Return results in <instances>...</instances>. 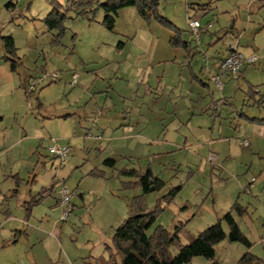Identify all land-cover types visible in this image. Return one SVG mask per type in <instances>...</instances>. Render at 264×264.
Returning <instances> with one entry per match:
<instances>
[{"label": "rangeland", "instance_id": "rangeland-1", "mask_svg": "<svg viewBox=\"0 0 264 264\" xmlns=\"http://www.w3.org/2000/svg\"><path fill=\"white\" fill-rule=\"evenodd\" d=\"M51 1L0 0V146L7 149L1 155L0 222L9 208L14 220L20 217L25 200L41 192L45 204L55 205L62 182L75 193L76 206L64 222L57 205V216L40 225L60 242L26 225L28 235L16 247L0 246V264H106L115 229L129 216L133 197L143 193L123 187L137 179L121 174L123 168H150L163 181L145 197L148 210L158 211L148 233L163 225L173 234L182 226L180 243L187 244L239 203L243 213L233 214L253 245L226 238L216 245L215 261L239 264L248 251L264 258V125L240 115L244 109L264 118V105H244L251 85L261 91L256 98L264 94V0H160L162 14L191 42L193 56L170 43L169 27L143 19L134 6L119 12L113 31L101 22L103 10L94 20L70 12L66 33L53 43L42 21ZM189 18L202 23L200 43L192 39ZM6 35L14 36L22 59L16 70L2 59ZM231 41L259 61L246 65L242 76H225L221 92L211 80L215 68L211 64L209 72L206 64ZM75 71L88 79L72 86ZM55 72L62 78L29 92L36 78ZM64 115L72 119L73 139ZM132 118L134 133L118 132ZM129 134L135 138L127 141ZM56 144L71 150L59 169L49 150ZM113 156L119 159L115 168L104 164ZM18 163L19 179L12 175ZM93 169L105 176L91 175ZM35 176L40 182L33 185ZM54 182L57 192L48 190ZM179 185L168 202L165 196ZM170 252L177 255L179 245ZM210 263L198 256L188 264Z\"/></svg>", "mask_w": 264, "mask_h": 264}, {"label": "trees", "instance_id": "trees-1", "mask_svg": "<svg viewBox=\"0 0 264 264\" xmlns=\"http://www.w3.org/2000/svg\"><path fill=\"white\" fill-rule=\"evenodd\" d=\"M51 2L53 4L52 10L42 21L49 31L53 32V43H58L66 33V20L70 12L75 11L80 16H86L90 20H94L96 13L103 10L104 18L101 22L107 29L113 31L119 12L126 7L134 6L143 19H156L173 31L170 43L174 47H183L188 52L192 51L191 42L181 38V29L162 14L160 0H104L103 2L101 0H68L66 5L59 3L57 0ZM2 41L5 50L2 59L11 61L12 69L16 70L21 58L18 56L15 39L12 35H6L2 36ZM123 44L121 43L119 46L121 47ZM259 92L258 86L251 85L246 97L252 99ZM254 101L255 105H264V94ZM252 120L264 122V118H254ZM117 163L118 160L114 157H109L104 161L105 165L112 168H115ZM90 174L96 177L105 176V172L100 169H93ZM121 174L137 178L136 180L123 182L125 189L140 187L143 193L133 197L129 204V216L115 229L113 245L107 247L110 252L108 264H188L198 256L205 257L211 262L210 264H218L215 261L216 245L224 239L228 238L230 242L241 243L248 249L252 247L253 242L244 234L233 214L234 210H237L240 214L243 213L244 209L239 203H235L232 209L221 219L194 236L187 244L180 243L179 230L182 226H177L176 232L173 234L163 225H158L153 233H148V230L156 221L158 211L148 210L145 197L152 190V186L159 188L163 181L154 176L151 169L138 171L134 168H123ZM181 188V185L174 187L165 196V199L171 202ZM40 201L36 198L27 203L26 218L31 216L32 209L39 205ZM139 214L144 215L139 216ZM223 222L227 224L228 232ZM172 244L179 245V252L175 256L171 255L170 252ZM117 258H120V263ZM239 264H264V259L248 251L240 259Z\"/></svg>", "mask_w": 264, "mask_h": 264}, {"label": "crops", "instance_id": "crops-1", "mask_svg": "<svg viewBox=\"0 0 264 264\" xmlns=\"http://www.w3.org/2000/svg\"><path fill=\"white\" fill-rule=\"evenodd\" d=\"M192 39H194V38L192 37ZM230 43L235 44V43H233L231 41V42H229L227 44V47H229V44ZM239 46L240 45H238V49H239ZM122 47H123V45L121 47L118 46V49L119 48H122ZM226 50H227V48H226ZM229 51H230V47L228 48L227 51H225L224 54H220L221 52H220V50H218L217 53H215V55L211 57L213 61L207 62L206 67L209 68L210 65L212 64L213 68H215V73H217V71L219 69V63H220L221 59L224 58L228 54ZM187 53H188L189 56H193L194 55V51H190V52L187 51ZM207 60H208V58H207ZM258 61H259V58H258L257 62ZM20 62L22 63V59H21ZM256 63H254V64H256ZM245 66H244V68H245ZM244 68H243V70H244ZM202 72L204 73L205 71L202 70ZM209 72H212L210 68H209ZM78 73H79V77H80L79 80L81 78L84 79V80H87L88 79L85 76L86 75L85 72H82V73L81 72H78ZM215 73H211V74L214 75ZM72 74H71V79H72ZM242 75H243V71L239 74V76H242ZM228 76H230V75H228ZM61 78H62V76H60V79ZM224 78H225V76H224ZM71 79H70V83H72V80ZM79 82H81V81H79ZM79 82L76 83V84H74V85H72V84L71 85L72 86H75V85L79 84ZM221 92H225V84H224V88H223V90ZM253 98L252 99H248L246 97L245 100H244V105L245 106H248V107H256L254 100H256L258 98H256V96L255 97L253 96ZM257 106H260V105H257ZM240 115L247 117L251 121H253L252 119H254V118L263 119V118H259L257 116L251 118L249 115H247L245 113L244 109L241 111ZM64 116H65V118H67V115H64ZM0 120H3V117L2 116H0ZM66 122L68 123L67 124V126H68L67 137L69 139H73L74 138V130H73V122H72V119L71 118H67L66 119ZM134 122H135V120L132 118L131 119V123H123L122 124V128L123 129L120 128L118 132L125 133L126 131H128V132L134 133L135 128H136V126H134ZM254 122H257V121H254ZM259 123H261L262 125H264V122H260L259 121ZM96 137H100V136H94L95 139H98ZM124 138H126V140L128 141L131 138H135V135L129 134V135H126V137H124ZM247 146L251 147L252 146V143L248 141V145ZM4 148H6V145L5 144L0 146V170H2L1 167L3 166L2 162H1L2 152L4 150H7V149H4ZM114 154H116V153H114ZM113 157L115 159L119 160L118 158H116V156H113ZM52 158L55 159L54 157H52ZM47 162L48 161H45L44 164L47 163ZM52 164H53V162H52ZM22 168H23L22 164L21 163H18L17 167L13 168L12 175H15V177L17 179H19L18 174L20 176V173H22ZM39 182H40L39 179L37 180V176H35V178L32 180L31 183H33V185H34V184H38ZM17 184H19V181L17 182ZM57 188H58L57 187V184H56V182H54L48 190L49 191L57 192L56 191ZM42 194H43V192L40 193V195H39L40 197L38 198V199L41 200L40 201V204L37 205V206H35L32 209L31 216L29 218H26V214H27V212H26V205H27L28 202L33 201L34 199H36V196H34V195H32L29 200H25V202L23 203V210L20 212V217H17L15 220H14L15 217L13 216V213H12L11 209L9 208V209L5 210L4 214H5L6 219H5L4 223L3 222H0V246H2V248H8V249H10L11 247H16V244L20 241V239L22 238V236L23 235H28V233H27L28 228L26 229V225H29L30 227H33V228H36V229H39L40 231H42V233L44 235H46V237L52 238L54 240L56 238V241L57 242H60V239H59L60 235L58 237L57 235H55L54 232L51 233L49 230L40 229L41 223H44L49 217H52L53 215L58 214V211H59V209L57 208L58 199L56 200V204L55 205L53 203H48V205H47V204L44 203V199L46 197H44V195L42 196ZM81 196H83V195H81ZM72 205H73V211H74L76 205L74 203ZM52 236H54V237H52ZM108 261H109V259H108ZM108 261L106 262V264H108Z\"/></svg>", "mask_w": 264, "mask_h": 264}, {"label": "built area", "instance_id": "built-area-1", "mask_svg": "<svg viewBox=\"0 0 264 264\" xmlns=\"http://www.w3.org/2000/svg\"><path fill=\"white\" fill-rule=\"evenodd\" d=\"M189 29L192 34V37L201 42L202 32L204 31L202 23L200 20L196 18H189ZM230 51L228 54L221 59L219 63V70L217 74L211 76V80L216 84V87L219 91H222L224 88V76L240 74L245 65L254 64L258 60L257 55L245 56L238 49V43L229 44ZM60 74L58 72L48 74L45 73L43 76L36 78L31 84L29 88V92H33L35 88L43 83H47L48 81L54 82L60 78ZM79 73L74 72L72 74V85L79 82ZM244 143L248 145V141L244 140ZM50 154L54 156L55 161H58L59 169L62 166H65L69 157H70V147L66 145L56 144L52 146L50 149ZM55 165L54 163L52 164ZM58 198V206L61 209L60 219L61 221H68L70 215L73 211L72 199L74 193L70 191L65 184L62 182L61 187L57 192Z\"/></svg>", "mask_w": 264, "mask_h": 264}, {"label": "water", "instance_id": "water-1", "mask_svg": "<svg viewBox=\"0 0 264 264\" xmlns=\"http://www.w3.org/2000/svg\"><path fill=\"white\" fill-rule=\"evenodd\" d=\"M151 183H153V182H151ZM154 189H155V187L152 186V190H154ZM142 215H144V214H139V216H142Z\"/></svg>", "mask_w": 264, "mask_h": 264}]
</instances>
